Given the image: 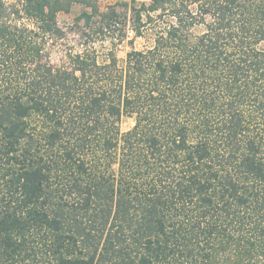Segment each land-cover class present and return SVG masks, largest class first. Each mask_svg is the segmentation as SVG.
<instances>
[{
    "label": "trees",
    "instance_id": "obj_1",
    "mask_svg": "<svg viewBox=\"0 0 264 264\" xmlns=\"http://www.w3.org/2000/svg\"><path fill=\"white\" fill-rule=\"evenodd\" d=\"M125 4L0 0V264H264V0Z\"/></svg>",
    "mask_w": 264,
    "mask_h": 264
},
{
    "label": "rangeland",
    "instance_id": "obj_2",
    "mask_svg": "<svg viewBox=\"0 0 264 264\" xmlns=\"http://www.w3.org/2000/svg\"><path fill=\"white\" fill-rule=\"evenodd\" d=\"M126 1L127 0H96L98 9L100 11H106L109 8H113L119 15V18L121 21L126 20V26H125V38L118 41L117 34L108 37L103 42L98 41L97 49H107L109 47L113 48L118 58H124L126 52L130 48L129 41L133 37V33L130 29V23H129V10L126 7ZM138 1H149V0H138ZM81 11V6L78 4H74L69 12H59L57 15V20L59 25L63 28V30L66 32V37L64 41L61 43L55 42L54 44L50 45V59L53 63H59L61 61V58L64 56V50L67 46L75 44L74 47H78V43L84 39V26L81 21L75 22V17L77 14ZM132 44L134 47L142 48L144 44H146V40L142 38L132 39ZM133 122L131 119L123 118L120 124L121 129H127L128 127L132 126ZM40 251L36 250V255L31 256L30 258L26 257V260L24 263H32L37 262L38 264H46L47 263V256L43 255L42 253H38ZM36 257V259H32Z\"/></svg>",
    "mask_w": 264,
    "mask_h": 264
}]
</instances>
